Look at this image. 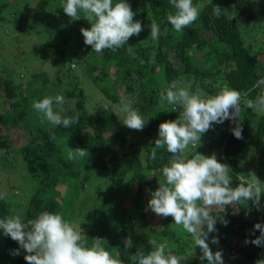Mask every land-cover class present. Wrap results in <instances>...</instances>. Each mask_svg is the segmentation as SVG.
<instances>
[{"label": "trees", "instance_id": "trees-1", "mask_svg": "<svg viewBox=\"0 0 264 264\" xmlns=\"http://www.w3.org/2000/svg\"><path fill=\"white\" fill-rule=\"evenodd\" d=\"M128 1L125 0L126 3ZM134 1L135 4L131 8L139 13L143 29L148 25L146 22L149 17H155L160 28L158 40L150 39L148 44L138 42L135 47H131L127 42V45L116 52L106 49L98 54L90 49L89 54L95 58L96 63L87 72L93 83L110 101L119 103L122 100L117 95V89H121L130 97L131 108L148 121L141 133L136 131L142 135L141 141H132L134 138L130 140L126 133L119 130L117 122L111 120L105 112L90 113L83 91L78 94L76 82H72L74 88H66L62 94L68 103L69 100L75 102L65 106L66 116L78 114L79 122L69 129L59 126L47 127L32 134L31 141L18 148L28 172L38 182V188L22 215L25 222L35 219L45 211L70 216L67 211L69 207H65L69 203L66 202L72 195H81L78 183L82 179L84 169L104 173L109 180V193L105 195L100 206L88 213L90 224L87 226V239L82 243L91 247L94 238L104 240L105 249L114 256L119 253L118 258L122 259L123 264H131L130 256L138 250L145 253L152 250L148 244V240L153 239L152 233L156 238H168L174 237L177 232L173 218L168 217L161 231L152 229L140 235L134 234L133 247L125 251L123 240L126 238L127 226L116 229L119 233L112 235L111 221L112 214L115 213L119 216L116 223L119 225L126 209L119 193L126 191L128 195L125 193V198L130 197L134 201V209L139 212L145 226L150 227L145 212L150 192L157 187L159 177L162 176L159 170L167 165L169 160L166 149H157L156 160L153 161L150 158L151 149L154 147V140L158 138V126L165 121L176 119L172 111L173 105L167 101L161 102L159 92L167 88L172 81L179 80L181 87L185 77L193 79L194 91L202 98L217 95L224 86L241 92L243 110L240 123L243 139H236L232 135L230 129L235 125L230 126L226 120L221 133L215 136L209 150L203 155L215 154L219 162L230 166L232 187L238 186L239 183L247 185L250 182L239 174V170L251 153L248 137L256 128L254 150L258 156V178L264 182V114L257 121V110L244 106L247 100L254 99L260 91L248 90L253 88L258 80L264 79V46H259L256 40L248 41L246 33L241 29V18L247 11H250L247 19L253 21L254 26L263 24L264 27V5L260 18L256 19L255 14L251 13V0L244 3L241 0H203L204 4H199L198 20L178 33L167 21V15L175 13L170 0ZM197 1L194 0V4H198ZM116 2L118 0H113V3ZM215 5L227 10V14L235 19L229 21L223 11L220 18L213 17L212 10ZM8 7L6 0H0V21L5 20L4 12ZM57 12L64 13L62 8H58ZM80 22L84 24V19L81 18ZM65 74H72L71 69ZM34 77L36 81L44 79L43 83H47L45 74ZM3 89L5 95L1 99L0 108L3 106L4 112H0V126H25L28 120L37 115L32 104L38 100L36 95L40 100L44 98V89H33L31 86L25 88L23 84H15L8 78L4 81ZM4 102L9 104V108L4 107ZM2 138H6V135H2L0 130V143ZM68 148L87 149L89 157L70 160ZM59 187H64L65 192ZM260 203L259 211L251 203L247 207L232 205V208L226 207L224 212L221 209L215 210L212 214L223 216L228 224L224 226L220 219H217V232L211 233L209 240L212 236H217L218 246L223 245L234 251L229 243L231 238L243 236V231L249 230L251 233L256 223L264 224V194ZM238 207V211L234 213ZM70 210L72 211V208ZM12 212V203L3 196V199H0V218L13 215ZM259 235V231H256L254 235H249V238L253 240ZM216 246L210 244V247ZM18 248L19 245L15 241L0 232V264H26L25 253L18 256L11 254ZM238 252L242 256L239 264H255L264 257V247L251 243L244 245ZM165 253L167 255L170 252L165 250ZM171 254L185 256L181 264H207L197 255H188L182 247L172 250Z\"/></svg>", "mask_w": 264, "mask_h": 264}, {"label": "clouds", "instance_id": "clouds-1", "mask_svg": "<svg viewBox=\"0 0 264 264\" xmlns=\"http://www.w3.org/2000/svg\"><path fill=\"white\" fill-rule=\"evenodd\" d=\"M175 9L174 14L167 15L168 23L176 32H182L199 18L200 6L194 0H170ZM63 12L71 20L85 19L90 29L81 28L84 44L91 46L92 52L98 54L104 50L116 52L127 45L130 37L139 36L144 30L139 20L134 21L131 5L125 0H62ZM223 13L229 21L235 19L227 14V10L215 5L212 16L220 18ZM80 13H83L81 15ZM160 28L155 21L150 23V37L158 40ZM253 89H260L254 99L246 101L247 109L264 111V79L258 80ZM161 102L167 101L180 108L175 120H168L158 126V138L154 140L151 149V159L156 160L157 149H166L169 154L168 164L159 171L162 172L164 182L160 183L155 191L150 192L147 210H151L161 219L173 218V225L181 226L191 235L202 255L201 261L207 264H224L222 250L213 252L211 245H219L215 227L217 219L224 226L228 221L223 216L212 213L217 209L225 211L232 205L249 203L259 211L261 196L264 194V182H261L254 173H249L253 179L245 185L239 183L232 187L231 169L227 164L218 161L215 154L203 155L196 151L201 146L203 136L213 129L214 125L223 124L226 120L232 121L235 127L230 131L236 139H243V128L240 123L242 112V94L238 90L224 86L215 96L202 99L199 93H190L180 87V81L174 80L159 92ZM67 103L63 95L46 96L39 101H34L33 109L42 121H48L53 127L69 129L79 122V115H63L67 110ZM231 110V111H230ZM121 111L126 113L122 124L129 130L143 131L147 122L137 110L125 105ZM195 149L191 158L185 156L189 147ZM87 149L68 148L70 160L87 159ZM0 199L3 196L0 195ZM239 207L233 211H238ZM259 231L260 235L249 241L257 247H264V224L256 223L250 235ZM0 232L15 241L19 248L11 254L25 253L26 264H123L122 259L115 256L103 246L104 240L94 238L91 247H86L82 241L87 239L83 229H74L69 221L62 215L51 212H42L35 219L26 222L20 214L0 218ZM152 250L145 253L138 250L130 256L131 264H181L185 260L183 255L165 253L166 245L158 243L156 239L148 240ZM125 251L133 247L131 237L123 240ZM255 264H264V259L257 260Z\"/></svg>", "mask_w": 264, "mask_h": 264}, {"label": "rangeland", "instance_id": "rangeland-1", "mask_svg": "<svg viewBox=\"0 0 264 264\" xmlns=\"http://www.w3.org/2000/svg\"><path fill=\"white\" fill-rule=\"evenodd\" d=\"M241 1L246 2V0ZM6 2L9 3V7L4 12L5 20L0 21V104L5 95L3 88L4 81L7 78L15 84H23L25 88L30 86L33 89L42 87L44 97L57 94L64 96L62 91L66 88L73 89L72 82H76V90L78 94L81 90L83 91L86 107L90 113L105 112L111 120L117 122L119 130L126 133L130 140L134 138L132 141H141V134H137L136 130H129L122 124L126 113L121 109L125 105L132 107L130 97L126 96L121 89H117V95L122 100L119 103L110 101L88 75V69L93 67L96 61L94 57L90 56L91 48L84 44V37L80 29L82 27L90 29L91 25L85 19L84 24H81L80 19L73 21L66 14L58 13L57 9L62 8V0H6ZM251 2H253L251 13L255 14L256 19H258L262 13L264 0H251ZM128 3L133 7L135 1L129 0ZM197 3L203 5L204 1L198 0ZM132 11L136 13L134 21L139 20L141 22L139 13ZM248 14H250V11H247L241 18L243 19L241 20V29L246 33L248 41L256 40L259 46H264L263 24L254 26L253 21L247 19ZM154 18L149 17L144 32H141L139 36L129 38L128 43L131 47H135L138 42H145V44L150 42V23L155 21ZM68 69H71L72 74H65ZM41 74L46 75V84L43 83L44 79L36 81L34 77ZM194 85L195 81L193 79L190 80L185 77L181 87L189 90L190 93H196ZM36 98L37 101L40 100L37 95ZM202 99L207 98L203 97ZM66 101L64 107L75 103L70 100L68 103L67 99ZM75 101L77 100L75 99ZM4 104V107L9 108L8 103L4 102ZM241 104L243 105L242 99ZM179 111L176 106L174 112L176 118ZM0 112H4L3 106L0 108ZM257 112L258 121L264 111L257 110ZM63 115H66V112ZM224 123L214 125L213 129L203 136L201 146L196 149L197 152L204 154L209 150L210 143L216 138L217 134L221 133ZM227 123L230 125L229 121ZM24 125L0 126L2 135H6V138H2V143H0V193L8 202L12 203L13 215L20 214L21 216L26 212L27 206L38 188V182L28 172L26 162L23 160L18 148L28 144L32 139V134L52 126L48 121H42L38 115L33 116ZM255 133L256 128L251 131L248 137V146L251 148V153L239 170V174L250 183L253 177L249 173H254L258 177V156L254 150ZM194 153L195 149L190 146L185 151V156L189 157ZM153 175L154 173L152 177ZM163 182L164 178L160 176L157 187L153 191ZM78 186L81 195L79 197L72 195L71 199L66 202L69 203L65 207H69L67 211L70 216L58 214L69 221L74 229L78 230L79 227L83 229L82 234L86 236L87 229H89L87 226L90 224L89 218H87L88 213L103 203L105 195L109 193V180L103 172L85 168ZM59 189L65 192L64 187H59ZM125 193L128 195L126 191L119 193L122 204L126 208L125 213L119 220V225L116 224L119 216L115 213L112 214V235L119 233L116 229L125 225L127 226L126 237H131V239H133L134 234L140 235L152 229L161 231L166 219H161L151 210H146V219L150 222V227H146L139 212L134 209V201L128 196V199L125 198ZM131 195H133L132 192ZM70 208H72V211ZM174 227L177 231L174 237L156 238L155 234L152 233L153 238L158 243L166 245V252H170L168 254H171L172 250L182 247L188 255L200 257L202 253L198 248L195 249V252L193 251L195 243L191 235L181 226L174 225ZM249 233V230L243 231V236L239 235L229 240L234 251L223 245L210 248L213 252L222 250L224 264H239L242 256L238 251L246 245L244 243L246 239L252 240L251 237L249 238ZM21 253H24L23 250L20 251Z\"/></svg>", "mask_w": 264, "mask_h": 264}, {"label": "built area", "instance_id": "built-area-1", "mask_svg": "<svg viewBox=\"0 0 264 264\" xmlns=\"http://www.w3.org/2000/svg\"><path fill=\"white\" fill-rule=\"evenodd\" d=\"M229 123H230V125H231V126H234V124H233V122H232V121H229Z\"/></svg>", "mask_w": 264, "mask_h": 264}]
</instances>
